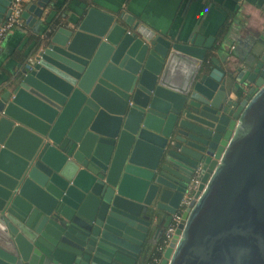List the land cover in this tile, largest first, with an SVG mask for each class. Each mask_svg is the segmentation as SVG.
Wrapping results in <instances>:
<instances>
[{
  "label": "water",
  "instance_id": "1",
  "mask_svg": "<svg viewBox=\"0 0 264 264\" xmlns=\"http://www.w3.org/2000/svg\"><path fill=\"white\" fill-rule=\"evenodd\" d=\"M202 38L91 6L36 41L0 94V264H135L197 166L159 264H264V25L227 70Z\"/></svg>",
  "mask_w": 264,
  "mask_h": 264
},
{
  "label": "crops",
  "instance_id": "2",
  "mask_svg": "<svg viewBox=\"0 0 264 264\" xmlns=\"http://www.w3.org/2000/svg\"><path fill=\"white\" fill-rule=\"evenodd\" d=\"M39 1L30 0L27 6ZM46 5L40 17L32 22L24 19L22 25L6 35L0 50V94L38 39L66 25L75 13L85 12L91 6L109 14H131L159 31L182 39L196 34L204 42L212 37L213 48L208 50L207 59L216 57L223 70L230 68L229 63L237 66L249 54V46L261 35L264 25V0H48ZM163 221L161 215L154 216L147 244L158 240H153L154 230ZM142 260L139 258L136 264Z\"/></svg>",
  "mask_w": 264,
  "mask_h": 264
},
{
  "label": "built area",
  "instance_id": "3",
  "mask_svg": "<svg viewBox=\"0 0 264 264\" xmlns=\"http://www.w3.org/2000/svg\"><path fill=\"white\" fill-rule=\"evenodd\" d=\"M29 1L30 0H10V3L8 5L7 18L4 22L0 24V50L2 48L3 41L6 35L14 28L23 24L24 18L22 14L26 10V6ZM201 175V166H197L193 172L190 182L186 187L185 192L182 195L179 207L173 214H171L167 225L162 231L161 239L157 244L156 248L160 255L153 257L150 261L146 262L145 264H159L162 258V253L164 252L165 248L169 245L175 235V231L181 221L183 212L187 207L191 205L193 201L196 200L195 195L200 184Z\"/></svg>",
  "mask_w": 264,
  "mask_h": 264
},
{
  "label": "flooded vegetation",
  "instance_id": "4",
  "mask_svg": "<svg viewBox=\"0 0 264 264\" xmlns=\"http://www.w3.org/2000/svg\"><path fill=\"white\" fill-rule=\"evenodd\" d=\"M164 227H165V226H164V221L161 223V225H158V227H155V230H154L155 236H154L153 240H156V239H158V240H157L156 242H152V243L147 244L152 229L150 230L149 235H148V238L146 239V242H145L144 245L142 246L140 253L137 255V260H138L139 258H140V259H143V258H141V254H142V251H143L145 248L148 249V247H149L151 250H155V249L157 248V244L159 243V241H160V239H161V233H162ZM152 228H153V227H152ZM156 250H157V249H156ZM136 262H137V261H136ZM136 262H135V264H136ZM144 262H145V260L143 259L141 264H145Z\"/></svg>",
  "mask_w": 264,
  "mask_h": 264
},
{
  "label": "trees",
  "instance_id": "5",
  "mask_svg": "<svg viewBox=\"0 0 264 264\" xmlns=\"http://www.w3.org/2000/svg\"><path fill=\"white\" fill-rule=\"evenodd\" d=\"M142 257H143V259L145 260V262L144 263H146V262H148V261H150L153 257H155V256H159L160 255V253L155 249V250H151L149 247H148V249H144L143 251H142Z\"/></svg>",
  "mask_w": 264,
  "mask_h": 264
}]
</instances>
